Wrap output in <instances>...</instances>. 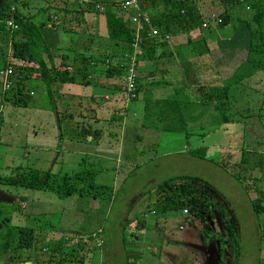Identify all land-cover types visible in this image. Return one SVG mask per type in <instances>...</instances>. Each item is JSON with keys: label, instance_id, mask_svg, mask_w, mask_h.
Listing matches in <instances>:
<instances>
[{"label": "rangeland", "instance_id": "374dc122", "mask_svg": "<svg viewBox=\"0 0 264 264\" xmlns=\"http://www.w3.org/2000/svg\"><path fill=\"white\" fill-rule=\"evenodd\" d=\"M50 1L60 3L63 0L25 1L24 10L33 17L34 24L39 26L42 22L47 21L45 13L36 14V11L39 7H43L45 3ZM66 1L78 4L82 9H85L88 4L94 5L93 7L99 13L101 12V8H103L100 3H95L96 0ZM119 2L121 1L119 0ZM213 2H216L214 3L216 7H213V9L218 10V7L219 13H221L223 8L222 2L220 0H214ZM116 3L119 5L118 2ZM17 9L20 10L18 7ZM211 11L214 14L209 19H214V27L217 28V11ZM116 12L126 14L125 12L121 13L119 10ZM50 13L49 16L52 17V21L56 22L52 10ZM235 13L240 15L238 17L240 19L246 15L242 7L235 9ZM129 17L130 15L127 19ZM57 24V27L60 29L59 23ZM6 35L0 34V59L12 67L14 60L12 61L10 58L9 32ZM165 39L168 41V37H165ZM50 49L56 50V56L63 55V50L57 47H51ZM181 49H185V47H181ZM131 55L133 57L140 55L139 47L134 52L131 50L129 56ZM121 61L124 62V72L126 57L123 56ZM133 72L136 76L135 59ZM124 77L125 74L123 73L120 80L123 81ZM155 78L156 76H154ZM9 82H12V76ZM140 82L143 83V81ZM37 84L30 82L26 86L33 95L30 98L31 102L29 101L26 107L16 108L0 105V117L2 121L0 127V177L7 178L12 176L14 172L13 168L16 166L40 171L49 170L52 174L56 173L59 176L83 170H92L94 171V184L106 186L110 192V198L108 200L103 197L90 199L87 197L79 198L75 195L60 198L56 194L47 191H33L0 184V220L5 218L10 221L11 226L25 225L36 231L33 234L35 239L34 245L30 249L18 250L16 252L19 255L20 261L27 258L33 260L38 257L37 255L40 257L50 255L52 261L50 264H99L97 259H99V255L102 252L103 264H125V255L127 254L130 255L131 261L133 260L136 264H141L145 262L144 257L141 256L142 260L139 257L143 235L137 238V242L129 236L130 233H140L141 230H137L136 228L137 221L140 220H143L144 224L148 226L153 222L157 224L156 237L158 240H164V237L166 238L172 232L175 234L174 236L181 238L187 235L186 233L193 228V230L197 231L196 233L201 234L202 241L205 242L206 246L209 245L208 242L211 239L212 242L216 241L219 244L218 247L222 249V243L217 242L221 233L218 232L215 219L205 222L193 220L190 223V216L188 214L187 217L186 214H181L182 216L179 218L174 212L164 213L159 211L158 208H154L155 187L161 185L170 179V177L187 176L200 181L195 188L197 191H201L210 201L220 204L223 202L228 205V209L232 208L231 212L233 216L235 215L234 218L236 217L237 226L241 232V236H239V251L242 252L243 256L247 255L250 258L238 260L239 264H248L249 260H253L251 257H255L259 264H264V228L259 227L260 230L257 228L260 223H264V214H255L249 207L246 197L248 195L250 198V193H254L255 197H257L254 191L255 186L250 183H244V192V189L231 176V171L233 170L225 171L213 164L217 158L220 159L222 155L226 154L224 148H221L219 145L215 146L217 148L210 147L214 145L207 144L208 140L203 137L201 140L197 139L195 143L192 139H189V136L185 138L182 133L168 136L160 135V132H157L158 127L151 125L152 123L149 120L141 118L144 101L149 100L146 99L148 97L141 94L137 97V92H135L134 98L129 101L125 100L124 96H122L123 94H119L115 98L119 99L121 101L119 103L121 105L123 103L125 105L124 108H126L125 113L120 112L118 114L122 123L117 125V128L112 125L114 130L108 129L103 133L108 131L116 135L120 133L122 135L120 138L124 140V143L112 149L110 151L111 156L108 154V156L102 157V159L101 157L92 158V156L86 154L88 153L86 150L79 153L73 151L66 152L65 149L59 150L58 147H54L52 150H32L29 148L28 140L30 138L29 134L33 130L35 132H43L42 134L47 137V134L53 133L57 128H60L61 131L67 134L62 136L65 141L68 135H76V129L81 128V123L76 119H73V121L60 120L59 122H55L50 115L51 111L45 91L40 86V83ZM260 92L259 88V91L254 96L261 100L262 95ZM55 105L57 110L60 111V105L56 103ZM251 108L249 107V109ZM254 110L259 114V119L258 117H254L253 120L256 131L259 134H251L248 131L252 129L251 125L245 123V136H243V139L241 136L239 150L246 151L249 147L254 146L259 153L264 154V102L260 101ZM101 126L98 125L100 131H102ZM233 127L235 128L237 125ZM187 129L189 133L190 129L188 125ZM118 135L115 138H118ZM137 137L139 139L135 140ZM233 138L235 139V137H231V140ZM101 139L106 140L104 137H101ZM102 146H99L98 150ZM195 149H204L206 157L204 160L194 158L196 161L193 164L188 162L190 155L187 156L186 150ZM176 153L179 154L175 155ZM239 153H232L233 158L231 160L230 156L229 159L237 163L240 159L239 155H241ZM248 154L254 160H257L258 154ZM206 158L207 160L211 159L213 162L206 161ZM224 158H227V156H224ZM262 163L264 165V155ZM233 173L235 174L236 172ZM259 179L260 182L256 187L264 191V166L262 167V172L259 173ZM141 197L143 198L142 200L140 199ZM21 204L26 206L25 209H20ZM262 206H264V202ZM151 208L154 209V214L149 215L148 211ZM142 212H145L146 219L142 218ZM23 214L28 217L27 221L24 219L25 215ZM17 216L19 217V222ZM208 221H211V225L210 223H206ZM185 222L191 226H188ZM179 225L183 227V230L178 231ZM254 226H256V232H254ZM46 229L48 231H45ZM52 229L58 230L59 233L56 235L50 233V231L53 232ZM260 235L262 241L258 238ZM121 241L124 243L123 247L121 246ZM99 242L102 244L100 249L97 248L100 246ZM56 243L59 244L58 246L61 244L62 247L55 249L56 246L53 245H56ZM158 243V245L156 244L157 247H161L160 257L165 250L172 249L171 247H166L167 244ZM149 249L152 251L153 247H149ZM223 255L220 264H225V261L223 262ZM230 260L227 264H233L232 260ZM1 261H5L4 258Z\"/></svg>", "mask_w": 264, "mask_h": 264}, {"label": "trees", "instance_id": "16d2710c", "mask_svg": "<svg viewBox=\"0 0 264 264\" xmlns=\"http://www.w3.org/2000/svg\"><path fill=\"white\" fill-rule=\"evenodd\" d=\"M26 0H0V34L3 35V23L12 21L16 25V30L9 33L11 55L10 58L14 63L12 64V82L9 91L4 94L0 93V105L22 108L26 107L31 102L30 90L26 87L30 82L40 83L44 89L46 96L49 98L48 105L51 112H55L56 122L60 120L73 121V116L67 109L62 111L56 110V105L50 99L52 84H79V86H88L87 80L91 77L89 72V58L85 59L82 56L79 58V66L81 74L77 69L71 67L70 71L62 69L63 65L57 67L54 64L56 58V50L48 48L41 37L40 28L46 27L50 29L57 28V23L60 25V30L68 35L74 32L80 36L78 31H73L74 26L82 23V16L86 12L94 11V5H86L82 9L78 4L62 2H48L44 6L39 7L36 11L38 13H45L47 17L46 22H40L38 26L34 24L33 17L25 12L24 5ZM222 2L223 10L218 15V28L225 27L232 19L236 22L242 23L247 35L246 47L244 50L245 64L250 68L264 72V0H220ZM95 3H100L103 8L102 15L105 22L106 38L104 43L109 45L112 50L111 57L117 58L118 61L113 65H107L114 73L112 76L121 77L123 75V56L131 54V43L133 41V30L129 24L127 17L119 15L116 12L118 4L116 0H96ZM12 5V6H11ZM139 11L146 15V11H152L153 17H149V24L144 26L141 34V42L139 44L140 55L137 58H145L147 60H158L153 57L155 47H164L166 43L165 37L175 35L178 33L188 34L195 29H201V18L197 13L195 6L191 4V0H137ZM20 8V10L17 9ZM243 8L246 12L244 18H238L240 15L235 13V9ZM55 18L52 21L50 11ZM54 10V11H53ZM35 15V14H33ZM74 23V25H73ZM48 24V25H46ZM203 28V27H202ZM204 28L208 29L205 25ZM151 30L156 32L151 35ZM204 51H207L204 49ZM152 56V58H151ZM65 59V58H64ZM61 62V58L58 57ZM154 63V62H153ZM49 64V66H48ZM184 64L180 66L183 68ZM5 66V61L0 59V69ZM187 72L189 67L185 69ZM192 75V73H191ZM15 76V78H13ZM186 76V75H185ZM193 76V75H192ZM37 77V79H35ZM35 79V80H34ZM194 78L188 83H197ZM124 82L121 81V85ZM138 77L135 76L134 90L138 89L136 85ZM37 84V85H38ZM124 88V84L122 85ZM197 86V85H196ZM195 86V87H196ZM140 88V87H139ZM122 93L124 92L121 90ZM196 91L202 93L205 101L212 102L214 106L212 110H220L222 113L221 120L213 121L216 126L221 124H243L246 117L242 114L233 113L228 118L225 112L230 107L231 99H229L228 92L230 87H197ZM230 102V103H229ZM204 104V103H203ZM177 107L178 115L173 119L164 116L170 108ZM75 107V106H71ZM141 118L149 120L151 125L158 127V131L162 133L168 132H182L185 138H188L187 120L185 119V111L182 105L178 103H168L164 101H144L143 113ZM177 123H176V122ZM77 123V122H76ZM80 129H76V136L85 140L86 138L95 137V130L91 129L87 124L80 122ZM2 121L0 117V127ZM121 121H115V126L120 125ZM59 126V124H57ZM161 126V128H160ZM173 126V127H172ZM78 127V126H77ZM162 129V130H161ZM80 130V131H78ZM75 135V134H74ZM70 138L73 136L68 135ZM72 139V138H71ZM186 153L194 158L204 160V149H195L186 151ZM240 159L233 165L228 164L226 158L219 159L214 163L217 167L223 170L231 171V176L234 181L240 186L244 183L255 186L254 191L257 195L250 201L251 210L259 215L264 214V191L259 190L256 185L260 182L259 173L262 172L263 155L259 154L257 160H254L248 153L241 152ZM232 164V161H230ZM12 176L7 178L0 177V184H6L10 187H21L23 189L33 191H47L56 194L58 197L78 196L79 198H110V192L106 186H97L94 184V171L83 170L71 174L58 175L52 174L49 170L40 171L30 168H22L16 166L13 168ZM233 172H236L235 174ZM195 178L187 176H175L163 182L161 185L154 188L155 199L154 208H158L161 212H174L176 215L186 212L190 216L189 222L193 220H200L205 222L207 220H214L217 218L223 225L222 234L217 240L220 243H225L229 247V252L233 264L239 257V240L238 232L236 231V221L225 203L212 202L201 191H197L195 186L199 183ZM203 184V183H202ZM205 185V184H203ZM207 186V185H205ZM204 186V187H205ZM210 188L209 186H207ZM212 190V189H211ZM213 191V190H212ZM108 192V193H107ZM224 205V208H223ZM227 207V211H226ZM154 210V209H153ZM208 221L206 223H210ZM144 221H137L136 228L141 230L144 227ZM264 228V223L259 224ZM124 231V229H122ZM34 232L27 226H11L8 219L2 218L0 220V264H25L30 262L26 260H19V255L16 254L18 250L30 249L35 239ZM135 240L138 234L130 235ZM211 240V239H210ZM123 241V239H122ZM33 261L35 264H42L44 257L37 255ZM4 258L5 261H1ZM80 263V262H79Z\"/></svg>", "mask_w": 264, "mask_h": 264}, {"label": "crops", "instance_id": "0c3cea01", "mask_svg": "<svg viewBox=\"0 0 264 264\" xmlns=\"http://www.w3.org/2000/svg\"><path fill=\"white\" fill-rule=\"evenodd\" d=\"M213 1L191 0V4L195 6L201 18V24L207 25L208 29L205 28V30L201 27V29H195L188 34L178 33L167 36L168 41H166L164 47L156 46L154 49L153 57L158 58L156 61L151 59L147 60L143 57H136V77H138V83H136L138 89L136 92L137 97L141 94L142 96L148 97L146 99L149 100L157 102L168 101V103H178L182 105L185 111V119L190 129L188 133L189 139H192L193 142L196 143L197 139L201 140L203 137L208 140L207 144L214 145L210 147L217 148L215 146H221V148L226 150V154L222 155L220 159L227 156L226 161L231 164L230 161L233 158L232 153L235 154L241 151L244 153L264 155L263 153H259L254 146L249 147L246 151L239 150L241 136L242 139L243 136H245V123L251 125L252 129L248 130L251 134H259V132L256 131L253 120L254 117L259 116L254 109L259 105L260 101L264 102V72L254 70L244 62L247 35L242 23L232 19L223 28L214 27V19H209L214 12H210V10L217 11L216 14L218 15L220 13L218 7V10L213 9V7H216L214 3L217 2ZM116 2H119V0H116ZM100 11L99 13L97 10H94L86 12L85 15H83L82 23L73 28V31H78L80 36H77L76 32L72 35L65 34L58 27L55 29L46 27L40 28L41 37L47 47H57L63 50V55L56 56L54 60V64L57 63L60 65L61 63L63 65L62 69L70 71L73 66V69H77L78 73L81 74L83 71H81L79 66V58L81 56L85 59L89 58L88 66L91 77L86 81L87 84L89 83L88 86H79V84H52L50 99L53 104L56 103L60 105V111L67 109L68 112L66 113H70L78 122H83V124H87L91 129H94L96 133L94 134L95 137L82 140L78 136L72 134V139L68 136L64 141L62 136L67 134L61 131L60 128H57L53 133L47 134V137L42 134L43 132H35L33 130L31 134H29L30 138L28 140L29 148L32 150H52L54 147H58L59 150L65 149L66 152L73 151L79 153L80 151L85 152L86 150L88 152L86 154L92 156V158L101 157L102 159V157L108 156V154L111 156L112 154L110 151L115 147L117 148L121 143H124V140L120 138L122 136L120 133H118L119 135L117 134L118 138H115L117 135L113 132L108 131L103 133L108 129L114 130L112 125L115 126V121L120 122L118 114L120 112L125 113L126 108H124L125 105L123 103L122 105L119 103L121 102L119 99H115L117 95L122 93L121 90H123L121 78L112 76L110 72L112 74L114 72L106 67V64L113 65L119 59L118 57H111V47L104 43L106 30L102 9ZM145 13L148 17L154 16L152 11L147 10ZM118 14L128 17L130 12ZM3 34L6 35V32H3ZM181 47H185V49H181ZM204 49L207 51H204ZM58 57L61 58V62L58 60ZM181 64H184L183 68L180 66ZM187 67L190 69L188 72L185 70ZM154 76H156L155 79ZM194 78L197 82L195 85L193 83H188V81H192ZM35 79H37V77H35ZM140 81H143V83ZM200 86L230 87L228 94L231 103L229 102L230 107L227 110L225 109L226 115L228 118H234L231 117V114H242L246 117L244 123L238 124L235 128L233 127L234 124H221L216 126L213 121L221 120L222 113L220 110H212V106H214L215 103L214 100L212 102L208 100L205 101V97H202V93L196 91V88ZM259 88L261 91L260 94L262 95L261 100L254 96V94L259 91ZM30 93L32 97V92L30 91ZM48 100L49 98L47 97V101ZM168 106L170 109L165 112L166 114L164 116L169 119H173L174 117L176 119L178 115L177 107L172 108L171 105ZM249 107L251 109H249ZM50 115L56 122V113L50 112ZM98 125H102V131L98 129ZM159 132L160 135L167 136L182 133L174 131L168 133ZM101 137H104L106 140L101 139ZM231 137H235V139L233 138L231 140ZM137 139L139 138H135V140ZM101 145L103 146L98 150V147ZM178 154L179 153H176L175 155ZM230 156L231 160L229 159ZM205 160L213 162L211 159L207 160L206 158ZM195 161L196 159H194V157L189 156L188 162L194 164ZM218 161L219 158H217L213 164ZM233 163L235 162L232 161V164ZM209 165L212 166L211 164ZM241 188L244 189L245 192V187L243 185H241ZM249 195L250 198L248 195L246 197L250 207V201L255 198V195L254 193H250ZM140 199L142 200L143 198L141 197ZM25 207L26 206L21 204L20 209H25ZM148 213L149 215L154 214L153 208H151ZM141 214L142 218L146 219L145 212ZM181 214L182 213H178L176 216L181 218ZM17 218L19 222V217L17 216ZM24 219L27 221L28 217L25 215ZM237 224L236 222V226ZM188 226L191 225L188 224ZM259 227L260 225L257 226L258 229ZM156 229L157 224L153 222L149 226L145 224L140 231L141 234L138 233L139 236L143 235L140 249L141 254L139 255L141 260V256L145 259V262L139 261L143 264H208L209 256L213 255V250L218 254V257L213 255V259H211L214 261V264H220L222 254H224L223 262L225 261V264H227L231 258V254L228 250L229 247L226 246L224 242L222 243V249L218 247L219 244H217L216 241L212 242V240H209V245L206 246L204 244L205 242L202 241L201 234L196 233L197 231L193 230V228L186 233L187 235L181 238L174 236L175 234L172 232L169 233L166 238L164 237V240L157 239ZM177 229L181 231L183 227L179 225ZM45 231H48V229ZM236 231L238 232L239 240L241 232L238 226L236 227ZM256 231V226H254V232ZM33 232L36 231L33 230ZM50 233L56 235L59 231L54 229L53 232L50 231ZM258 238L262 241L261 235L258 236ZM158 242L167 244L166 247H171L172 249L165 250L160 257L161 247H157L159 244ZM58 245L59 244L56 243V245L53 246H56L55 249H57V247L60 249L62 245ZM121 246H124L122 241ZM101 247L102 244L100 243V246L97 248L100 249ZM149 247H153V250L151 251ZM129 256V254L125 255V264H136L135 261L130 260ZM45 258H47L46 261ZM240 259L250 258L247 255L243 256L242 252L239 251V257L235 264H239L238 260ZM251 259L253 260H249L248 264H259L255 257H251ZM33 260L25 264H35ZM98 261L99 264H103L102 252L99 255V259H97V262ZM51 262L50 255L44 257L43 263L50 264ZM231 262L233 263V261Z\"/></svg>", "mask_w": 264, "mask_h": 264}, {"label": "built area", "instance_id": "2783aa9c", "mask_svg": "<svg viewBox=\"0 0 264 264\" xmlns=\"http://www.w3.org/2000/svg\"><path fill=\"white\" fill-rule=\"evenodd\" d=\"M118 9L122 13H127L130 12V17L128 19L129 24L133 30V41L131 43V49L134 52L135 50L138 49L139 44L141 42V34L143 32L144 26L149 24V17L145 14H142L139 11V7L137 5V0H123L121 2H118ZM4 25V32L10 33L11 31L16 30V25L12 21H8L3 23ZM205 25H202L204 27ZM156 32L154 30H151V35H155ZM126 64L124 65V74L125 77L122 79L124 88H123V93H121L122 96H124L126 101H129L134 98V80H135V75L133 72L134 69V59L136 61V57L131 56H126ZM12 75V67L11 65L5 63V66L3 69H0V92L1 94H4L10 89V82L9 79L11 78ZM182 214H186L185 211H182Z\"/></svg>", "mask_w": 264, "mask_h": 264}, {"label": "water", "instance_id": "95a60500", "mask_svg": "<svg viewBox=\"0 0 264 264\" xmlns=\"http://www.w3.org/2000/svg\"><path fill=\"white\" fill-rule=\"evenodd\" d=\"M215 223H216V225H217L218 232L222 234V227H223L222 223H221L217 218H215ZM210 225H211V223H210ZM212 254L215 255L216 257H218V256H217L218 254L215 253L214 250L212 251ZM213 255H210V256H209L208 264H214V261L211 260V259H213ZM215 256H214V257H215ZM217 264H218V263H217Z\"/></svg>", "mask_w": 264, "mask_h": 264}]
</instances>
